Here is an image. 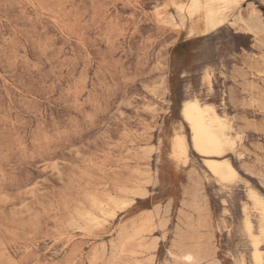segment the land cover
I'll list each match as a JSON object with an SVG mask.
<instances>
[{
    "label": "rangeland",
    "instance_id": "1",
    "mask_svg": "<svg viewBox=\"0 0 264 264\" xmlns=\"http://www.w3.org/2000/svg\"><path fill=\"white\" fill-rule=\"evenodd\" d=\"M239 16L264 29V0H0V264H264V30Z\"/></svg>",
    "mask_w": 264,
    "mask_h": 264
},
{
    "label": "bare ground",
    "instance_id": "2",
    "mask_svg": "<svg viewBox=\"0 0 264 264\" xmlns=\"http://www.w3.org/2000/svg\"><path fill=\"white\" fill-rule=\"evenodd\" d=\"M254 16H256V15H254ZM254 16H251L248 20H243L244 18L239 16V19L243 20V26L242 27L243 28L246 27V28H248L247 29L248 31L252 30V32L255 31L256 29L262 28L261 23L259 22L260 19L258 20ZM231 23H232V21H231ZM245 31H246V29H245ZM258 32H260V31H258ZM183 115H184V117H185V119H186V121L190 127V130H191L194 149L202 155H216V154L218 155V154H220L221 150H222V140H221V137L219 136V134L217 133V131L215 130V125L219 122L218 119L220 120V118L217 117V115L215 116L213 109L211 107H209L208 105L204 106L198 99H192V100L187 101L184 104ZM175 153L179 157L186 156L185 142H184L183 138H181V137L177 138ZM205 160H206V165L209 167L210 171L215 176L219 177L220 179L228 180L229 178H231L235 175L234 169L230 165L229 162L218 161V160H213V159H205ZM128 202L122 201L120 203L118 200L113 199V203H115L116 205L122 204L123 206H126ZM130 202H131V199H130ZM258 202H260V201L258 200ZM95 206L98 210H100L102 212H107V208L103 204V201H95ZM114 215L115 214H113V216ZM89 216H91V215H89ZM92 220H94V218ZM94 223H96V222H94ZM246 225H247L248 229L250 230L251 229V222L248 219L246 220ZM142 231H143V228H141V229L139 228L135 231L134 235L137 236ZM133 238H135V237H132V239ZM254 245H255L254 258L257 262H261V255H260L259 250H258V239L254 240ZM188 248H187V250H188ZM195 256L196 255L193 252H186L183 255L184 261L186 262V264H191L194 262Z\"/></svg>",
    "mask_w": 264,
    "mask_h": 264
}]
</instances>
